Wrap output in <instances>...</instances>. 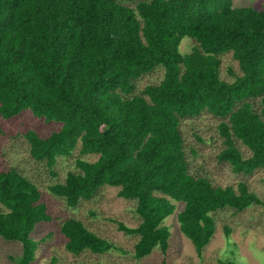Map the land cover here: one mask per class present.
<instances>
[{
  "label": "trees",
  "instance_id": "16d2710c",
  "mask_svg": "<svg viewBox=\"0 0 264 264\" xmlns=\"http://www.w3.org/2000/svg\"><path fill=\"white\" fill-rule=\"evenodd\" d=\"M183 36L194 42L187 53ZM227 52L238 64L232 80L220 75ZM157 69L160 80L137 90ZM23 110L60 123L46 136L25 131L32 159L51 167L77 146L97 155L76 158L77 170L48 186L67 207L117 186L136 201L138 225L118 228L138 236L139 259L167 249L165 218L182 202L179 229L201 256L216 230L213 213L261 200L244 181L221 186L192 173L180 123L204 110L221 118L217 159L234 172L264 168V0L262 9L232 0H0V116ZM50 220L38 184L16 167L0 168V237L21 243L16 264L35 259L31 232ZM60 231L72 255L120 250L78 217Z\"/></svg>",
  "mask_w": 264,
  "mask_h": 264
},
{
  "label": "rangeland",
  "instance_id": "374dc122",
  "mask_svg": "<svg viewBox=\"0 0 264 264\" xmlns=\"http://www.w3.org/2000/svg\"><path fill=\"white\" fill-rule=\"evenodd\" d=\"M262 1L232 0L234 6L250 5L258 9H262ZM193 43L190 37L183 36L179 44L180 51L187 53ZM220 58L221 77L232 80V73H238L237 61L230 52L221 54ZM161 75L160 69L146 73L137 81L136 89L140 90L147 83L158 82ZM254 103L258 106L257 100ZM220 120L206 110L181 120L180 128L190 171L204 175L213 184L221 186L236 187L238 182L244 181L261 203L239 211L227 208L213 213L215 233L204 247L202 255L198 256L193 243L179 229L177 213L183 208V203L174 201V212L165 218L170 230L167 249H154L138 259L133 256L138 236L126 234L118 228V222L129 227L138 225L140 218L135 200L120 197L117 186L105 185L93 198L82 200L76 208H70L48 189L49 185L63 181L67 171L77 170L76 158L92 161L97 155L81 154L77 146L72 154L58 156L49 167L45 161L30 157L24 133L34 129L39 135L46 136L58 129L60 123L36 117L30 110H23L9 119L0 116V168L16 167L35 181L42 190V200L52 216V220L38 223L31 232V236L39 240L31 264H43L52 258H55L52 264H221V260L227 259L237 264H264V168H255L250 173L234 172L227 162L217 159L216 154L222 147V137L218 132ZM240 148L244 155H248L249 150L245 146L241 145ZM68 217H78L89 229L109 239L120 250L72 255L65 249L60 231L61 222ZM225 227L229 228L228 235L225 234ZM20 253V242L0 237V264H16Z\"/></svg>",
  "mask_w": 264,
  "mask_h": 264
}]
</instances>
